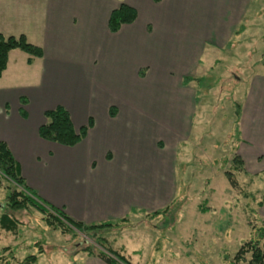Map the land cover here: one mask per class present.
Wrapping results in <instances>:
<instances>
[{
	"label": "crops",
	"instance_id": "1",
	"mask_svg": "<svg viewBox=\"0 0 264 264\" xmlns=\"http://www.w3.org/2000/svg\"><path fill=\"white\" fill-rule=\"evenodd\" d=\"M120 2L136 16L111 33L108 18ZM249 4L0 0V33L23 34L42 49L41 57L31 58L10 50L0 76V140L26 187L83 223L169 206L177 198V150L187 141L196 98L190 84L201 55L233 45ZM183 77L193 80L185 84ZM56 106L69 112L76 129L92 121L72 147L38 135L43 113ZM239 119L235 154L250 166L251 159H264V76L251 80ZM87 256L92 264H105Z\"/></svg>",
	"mask_w": 264,
	"mask_h": 264
},
{
	"label": "rangeland",
	"instance_id": "2",
	"mask_svg": "<svg viewBox=\"0 0 264 264\" xmlns=\"http://www.w3.org/2000/svg\"><path fill=\"white\" fill-rule=\"evenodd\" d=\"M242 22L245 28L232 46L201 55L190 84L196 92L194 111L187 141L177 150V198L170 211L128 217L86 235L52 229L29 206L11 213L17 222L13 232L0 228V264H15L28 254L37 256L34 264H92L82 250L101 249L97 237L132 264H229L264 219V205H258L264 196V159H251L250 166L246 160L245 172L231 164L250 82L264 76V0H250ZM223 166L236 178V188ZM5 200L6 188L0 186V205Z\"/></svg>",
	"mask_w": 264,
	"mask_h": 264
},
{
	"label": "trees",
	"instance_id": "3",
	"mask_svg": "<svg viewBox=\"0 0 264 264\" xmlns=\"http://www.w3.org/2000/svg\"><path fill=\"white\" fill-rule=\"evenodd\" d=\"M158 2L159 0H152ZM136 16L135 10L124 2H120L117 8L111 11L108 18V30L111 33L116 32L121 25L129 24L134 21ZM264 41V32L262 35ZM20 49L31 57H41L42 49L29 43L25 35L5 36L0 33V76L7 65L8 53L10 50ZM28 59V62L31 59ZM142 76V71H139ZM193 80L191 77H183V82L186 84ZM24 102V100H21ZM111 116L115 114L113 108L109 109ZM44 123L38 128V135L43 140L55 142L64 146L72 147L79 143L86 135L92 121L89 119L87 126L76 129L73 125L69 112L62 106H56L54 109L47 110L43 113ZM231 164L242 168L243 162L234 154L231 159ZM243 171L245 170L242 168ZM224 175L231 187H237V180L232 176L229 169L223 166ZM245 172V171H244ZM0 186L6 188L5 203L0 205V228L5 231L13 232L16 229L17 222L11 216L14 211L25 209L32 206L40 212L45 224L52 229H58L62 233L81 232L86 235H94L95 232L118 225L127 218H122L118 221H106L100 223H83L70 218L63 210L54 206L48 205L37 199L35 194L30 191L21 176L19 165L9 150L7 144L0 140ZM173 202L162 210L147 214V216L156 217L168 213ZM261 207L264 205V196L258 201ZM6 209V210H5ZM202 212L204 208L200 209ZM261 226L256 229L255 238L246 240L238 249L233 259L229 264H239L241 261L247 264H264V219L261 221ZM253 228V227H252ZM96 242L101 246V249L96 252L90 246L85 247L82 252L86 255L96 256L105 264H132L121 252L111 249L106 246L105 242L97 237ZM10 254L9 247L6 249ZM249 254V258L246 256ZM13 257V256H11ZM37 261L35 254H28L23 259L18 260L15 264H34Z\"/></svg>",
	"mask_w": 264,
	"mask_h": 264
}]
</instances>
